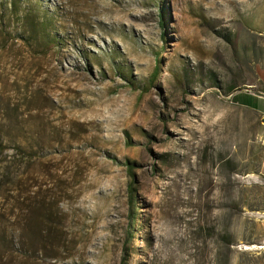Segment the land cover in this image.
I'll list each match as a JSON object with an SVG mask.
<instances>
[{
	"label": "rangeland",
	"instance_id": "obj_1",
	"mask_svg": "<svg viewBox=\"0 0 264 264\" xmlns=\"http://www.w3.org/2000/svg\"><path fill=\"white\" fill-rule=\"evenodd\" d=\"M232 87L264 105V0H0V264H264Z\"/></svg>",
	"mask_w": 264,
	"mask_h": 264
},
{
	"label": "crops",
	"instance_id": "obj_2",
	"mask_svg": "<svg viewBox=\"0 0 264 264\" xmlns=\"http://www.w3.org/2000/svg\"><path fill=\"white\" fill-rule=\"evenodd\" d=\"M241 94H246L247 96H250L251 98H246L245 97V100H246V105L248 106H244V105H241L239 104L240 102H232V98L235 97V96H239ZM230 96V100L233 104L235 105H238V106H241V107H244V108H248V109H251V110H254V111H259L260 113L264 114V105L260 102V100L253 94H251L250 92H245V91H236V92H233L232 94L229 95ZM250 107V108H249ZM255 108V109H253Z\"/></svg>",
	"mask_w": 264,
	"mask_h": 264
},
{
	"label": "trees",
	"instance_id": "obj_3",
	"mask_svg": "<svg viewBox=\"0 0 264 264\" xmlns=\"http://www.w3.org/2000/svg\"><path fill=\"white\" fill-rule=\"evenodd\" d=\"M237 90H235V87H232V88H229L228 92H227V95H230L232 94L233 92H236ZM245 97L246 98H251L250 96H247L246 94H241L239 95L238 97L235 96L233 97L231 100L232 102H240L239 104L241 105H244V106H248L246 105V100H245ZM250 108V107H249ZM255 109V108H253ZM125 167L127 169V171L129 172V174H131V172L133 171V168H132V165L130 163H125ZM133 193H134V189L132 188V186L129 187V204L130 206L132 207V203H133ZM133 210L131 211V219L134 220L135 218L133 217ZM44 251V250H43ZM48 258H55V257H48Z\"/></svg>",
	"mask_w": 264,
	"mask_h": 264
},
{
	"label": "water",
	"instance_id": "obj_4",
	"mask_svg": "<svg viewBox=\"0 0 264 264\" xmlns=\"http://www.w3.org/2000/svg\"><path fill=\"white\" fill-rule=\"evenodd\" d=\"M262 123L264 124V119H263Z\"/></svg>",
	"mask_w": 264,
	"mask_h": 264
}]
</instances>
